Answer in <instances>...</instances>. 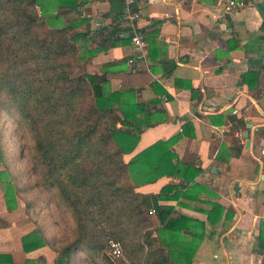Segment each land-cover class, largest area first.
Listing matches in <instances>:
<instances>
[{"label":"crops","instance_id":"0c3cea01","mask_svg":"<svg viewBox=\"0 0 264 264\" xmlns=\"http://www.w3.org/2000/svg\"><path fill=\"white\" fill-rule=\"evenodd\" d=\"M73 1L54 0L46 10L58 15L50 24L68 26L81 71L103 74L110 91H126L143 106L138 139L123 160L172 138L168 148H154L143 159L151 163L168 149L176 155L169 165L177 159L188 168L150 181L137 178L134 186L153 194L172 184L187 195L171 196L173 188L157 202L171 205V216L203 220L191 260L177 264H264V0H239L219 17L213 16L220 10L217 0H135L131 8L139 12L136 26L146 48L144 58L131 63L124 6L118 0ZM111 28L125 39L113 42ZM212 202L222 206L214 223L205 213ZM149 214L156 228L157 214ZM34 228L21 200L5 206L0 182V264L54 263L56 252L47 243L22 248L21 236Z\"/></svg>","mask_w":264,"mask_h":264},{"label":"trees","instance_id":"16d2710c","mask_svg":"<svg viewBox=\"0 0 264 264\" xmlns=\"http://www.w3.org/2000/svg\"><path fill=\"white\" fill-rule=\"evenodd\" d=\"M119 2L123 7L122 0ZM54 3L0 0V127L6 118L13 119L26 137V147L20 146L18 154L26 150L39 177L37 184L49 192L57 207L70 213L72 221L68 241L55 246L35 224L21 236L22 248L49 244L56 252L53 264H71L76 251L101 256L104 262L106 240L113 238L121 245V254L114 257L118 264L189 262L203 236V220L171 216V205L157 202L173 188L171 196L186 192L172 184L153 194L134 189L137 178L150 181L163 172H186L187 166L180 168L177 159L168 164L171 156L176 158L168 149L156 161L143 159L154 148H168L173 139L157 140L123 160L122 153L131 151L138 139L142 123L138 113L143 106L126 91H110L103 74L77 71L78 49L68 26L50 24L58 15L46 9ZM56 3L71 6L75 2ZM110 34L117 35L113 42L125 39L119 28H111ZM240 146L236 145V152ZM5 153L0 130V182L5 206L11 209L22 198ZM140 161L146 165L139 166ZM27 205L23 203L29 216ZM152 210L160 222L156 228L151 225ZM221 211L222 206L212 202L205 211L206 219L216 222Z\"/></svg>","mask_w":264,"mask_h":264},{"label":"rangeland","instance_id":"374dc122","mask_svg":"<svg viewBox=\"0 0 264 264\" xmlns=\"http://www.w3.org/2000/svg\"><path fill=\"white\" fill-rule=\"evenodd\" d=\"M81 72L80 66L77 68ZM116 123V122H115ZM2 139L6 150V159L9 168L19 187V195L26 206L29 216L46 233L53 244L58 246L72 237V221L70 213L57 207L49 192L42 189L38 183L37 172L28 159L26 150L19 152L20 146L25 148L26 137L22 135L13 119L6 118L1 125ZM6 141V143H5ZM101 256H88L84 251H76L71 264H118L110 254L104 253V262Z\"/></svg>","mask_w":264,"mask_h":264},{"label":"built area","instance_id":"2783aa9c","mask_svg":"<svg viewBox=\"0 0 264 264\" xmlns=\"http://www.w3.org/2000/svg\"><path fill=\"white\" fill-rule=\"evenodd\" d=\"M135 0H122L123 11L121 14V20H123L130 28L132 34L129 36L130 46L132 48V54L127 58L128 62H134L135 60H141L145 56L146 41L142 32L136 26V20L139 17V12L131 8V3ZM217 4L220 6L218 14L213 16L219 17L225 13H229L232 9L238 6L241 2L239 0H217ZM150 212V211H149ZM108 251L107 253L115 257L121 254V245L118 240L113 238H107L106 240Z\"/></svg>","mask_w":264,"mask_h":264},{"label":"water","instance_id":"95a60500","mask_svg":"<svg viewBox=\"0 0 264 264\" xmlns=\"http://www.w3.org/2000/svg\"><path fill=\"white\" fill-rule=\"evenodd\" d=\"M131 34H132L131 31H126V32H124V36H130ZM248 126H249V124H246V127H248ZM242 134H243L244 137H246V135H247V131L244 130ZM247 143H248L247 138H245L244 143H243L244 147L247 146Z\"/></svg>","mask_w":264,"mask_h":264}]
</instances>
